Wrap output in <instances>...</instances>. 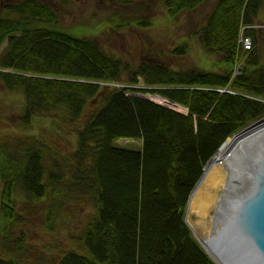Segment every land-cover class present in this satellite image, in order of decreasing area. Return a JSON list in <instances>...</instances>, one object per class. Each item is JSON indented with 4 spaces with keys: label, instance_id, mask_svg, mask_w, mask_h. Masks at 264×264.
Wrapping results in <instances>:
<instances>
[{
    "label": "trees",
    "instance_id": "1",
    "mask_svg": "<svg viewBox=\"0 0 264 264\" xmlns=\"http://www.w3.org/2000/svg\"><path fill=\"white\" fill-rule=\"evenodd\" d=\"M202 1L165 0L166 15L172 22ZM5 7L0 13V81L22 93V125L60 110L76 133L72 159H65L69 176L43 132L29 137L31 144L28 139L18 143L25 155L21 189L38 200L50 196V221L67 199L85 198L93 205L81 249L64 250L55 264H217L185 214L209 158L233 131L264 114V102L247 96L264 94V60L238 41L248 17L240 21L245 12L239 0H221L198 27L203 49L219 57L210 66L193 67H175L162 58L167 52L185 55L189 36L166 50L143 49L138 61L130 60L107 50L91 33L62 28L55 8L43 0H12ZM251 29L245 33L254 43L259 36ZM239 62L244 71L234 74ZM139 77L143 87L134 86ZM223 87L238 92L221 91ZM134 91L160 93L188 111ZM58 142L53 141L55 151ZM4 168L1 214L11 222L18 216L12 196L15 177ZM0 264L18 260L0 256Z\"/></svg>",
    "mask_w": 264,
    "mask_h": 264
},
{
    "label": "rangeland",
    "instance_id": "2",
    "mask_svg": "<svg viewBox=\"0 0 264 264\" xmlns=\"http://www.w3.org/2000/svg\"><path fill=\"white\" fill-rule=\"evenodd\" d=\"M4 1L0 0V8ZM45 1L57 11L59 24L62 28L75 30L77 33L92 34L107 50L130 60L138 61L143 49L146 53L173 47L184 36L190 37L189 51L183 56L174 57L169 56V52H167L162 56L163 59H166L165 61L171 60L175 67L210 66L219 57L216 54L207 53L203 49L198 27L208 19L220 0H204L195 8L179 13L172 22L166 15L165 0H132L126 3H120L118 0ZM145 19L152 24L142 25L137 22V20ZM253 20L251 25L242 24L240 26L238 41L248 47L245 42L249 40L252 44L250 48L257 50L261 61L264 60V1L258 5ZM117 22L126 24L116 27L115 23ZM249 28H252L251 30L259 36L258 41L253 43L251 36L245 33ZM236 64L234 74L243 72L242 62ZM139 79L140 82L134 86L143 87L144 82L141 77ZM109 84L120 86L126 83L110 81ZM220 90L228 93L238 92L233 91L230 87H223ZM134 92L170 104L182 111H188L181 104L169 102L160 93ZM247 94V96L264 102V94L249 92ZM23 100L21 92L8 90L0 81V168L5 167L3 171L9 172L15 177L12 196L16 203L15 212L18 214L16 218H12L11 222L3 218L1 214V194L5 189V182L4 178L0 176V256L15 258L18 260V264H55L57 257L64 250L81 249V236L92 215L93 205L85 198L67 199L59 216H54L50 221L49 214H46L51 203L50 196L38 200L23 192L19 172L25 155L18 147L19 142L25 141L31 136L39 137L43 132L41 137L45 138L52 147L50 152L60 163L64 174L69 176V166L65 159H72L71 153L76 141L75 126L69 123L68 119L61 117L63 113L60 110L36 115L32 117L29 127L23 126V119H25L22 109ZM252 124H254L253 121L233 131L226 141ZM53 141L60 142H58V149L55 148L57 151L54 150ZM118 142L125 144L130 140L120 139ZM27 143L31 144L32 139H28ZM137 143L140 144V141ZM45 163L48 168H51L50 157H45Z\"/></svg>",
    "mask_w": 264,
    "mask_h": 264
},
{
    "label": "bare ground",
    "instance_id": "3",
    "mask_svg": "<svg viewBox=\"0 0 264 264\" xmlns=\"http://www.w3.org/2000/svg\"><path fill=\"white\" fill-rule=\"evenodd\" d=\"M258 1L239 0L246 13L241 16L240 21L244 22L248 16L247 21L244 22L245 25L253 23L251 12L257 7ZM9 3V0H5L1 4L2 16L6 12L5 6ZM245 43L248 47L252 46L249 40ZM169 102L179 105L176 102ZM171 107L179 109L175 106ZM253 123L252 126L236 133L234 137L226 141L212 155L211 161L206 162L202 180L196 183L189 200L188 222L220 264L242 263L241 260H235L236 250L233 256H226L224 249L219 245L222 242L218 240L223 231V222L234 210V205L242 207L247 201V196L237 191L246 188L249 168L264 158V114Z\"/></svg>",
    "mask_w": 264,
    "mask_h": 264
},
{
    "label": "water",
    "instance_id": "4",
    "mask_svg": "<svg viewBox=\"0 0 264 264\" xmlns=\"http://www.w3.org/2000/svg\"><path fill=\"white\" fill-rule=\"evenodd\" d=\"M211 158L207 163L211 161ZM249 169L246 188L237 191L239 194H245L247 201L242 207L234 205V210L229 213L228 217L225 218V222H223V231L218 242H222L219 245L224 249L226 256H233L234 250H236L235 260H241L242 262L239 264H264V158L254 163ZM203 174L197 184L202 180ZM189 200L185 220L206 252L217 264H220L188 222Z\"/></svg>",
    "mask_w": 264,
    "mask_h": 264
}]
</instances>
